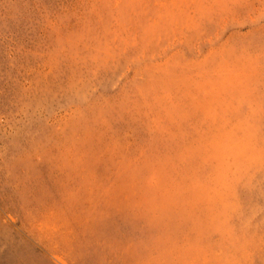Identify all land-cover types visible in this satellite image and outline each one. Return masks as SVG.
<instances>
[{
  "label": "rangeland",
  "instance_id": "obj_1",
  "mask_svg": "<svg viewBox=\"0 0 264 264\" xmlns=\"http://www.w3.org/2000/svg\"><path fill=\"white\" fill-rule=\"evenodd\" d=\"M0 264H264V0H0Z\"/></svg>",
  "mask_w": 264,
  "mask_h": 264
}]
</instances>
